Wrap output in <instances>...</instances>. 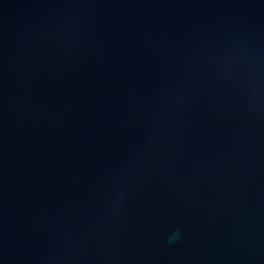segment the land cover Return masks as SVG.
Wrapping results in <instances>:
<instances>
[{
	"label": "water",
	"instance_id": "water-1",
	"mask_svg": "<svg viewBox=\"0 0 264 264\" xmlns=\"http://www.w3.org/2000/svg\"><path fill=\"white\" fill-rule=\"evenodd\" d=\"M0 264H264V0H0Z\"/></svg>",
	"mask_w": 264,
	"mask_h": 264
}]
</instances>
